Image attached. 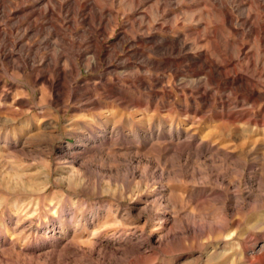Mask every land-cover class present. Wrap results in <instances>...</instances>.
Masks as SVG:
<instances>
[{"label": "rangeland", "instance_id": "obj_1", "mask_svg": "<svg viewBox=\"0 0 264 264\" xmlns=\"http://www.w3.org/2000/svg\"><path fill=\"white\" fill-rule=\"evenodd\" d=\"M79 1L82 6L92 0ZM93 1L96 10L107 13L104 35L74 23L73 13L59 12L55 26L63 40L54 36L41 43L54 27L37 21L42 31L23 41L36 51V65L57 61L66 69L68 79L57 94L44 81L35 82L30 72L15 69L14 58L0 56V81L14 90L0 102V264H214L210 251L216 241L227 237L237 246L244 228L264 218V126L236 123L216 105L194 103L189 91L176 88L179 79L168 70L136 66L149 56L160 58L148 51L151 44L143 48L126 38L137 30V11L150 12L142 31L153 23L154 2L136 9L133 0ZM172 1L179 4L167 20L181 24L182 31L206 32L222 21L213 0ZM225 1L233 12L239 3L241 10L259 11L255 0ZM29 2L2 0L13 12L41 7ZM21 4L27 6L15 7ZM108 8L114 13L108 15ZM83 13L87 16L88 10ZM0 15L1 37L13 40L35 19L11 30L15 16L4 17L2 8ZM223 28L219 42L237 55L238 45L228 47L226 40L238 36ZM254 37L243 41L264 59ZM121 38L126 39L122 44ZM62 46L96 48L102 61L93 65L90 54L49 58ZM143 50L144 57L134 55ZM108 55L112 65L127 60L133 67L123 77L117 73L118 80L106 70ZM242 63L247 67V60ZM139 70L153 86L129 82ZM156 75L164 80L156 83ZM109 88L117 94L103 92ZM169 89L174 94L163 96ZM218 94L217 101L226 100L229 91Z\"/></svg>", "mask_w": 264, "mask_h": 264}, {"label": "bare ground", "instance_id": "obj_2", "mask_svg": "<svg viewBox=\"0 0 264 264\" xmlns=\"http://www.w3.org/2000/svg\"><path fill=\"white\" fill-rule=\"evenodd\" d=\"M31 1L37 5H41V7L37 10L29 9L13 12L12 8L6 7V5L2 3V0H0L2 15L9 19L10 16H15V21L12 23L10 28L11 30L24 25L25 20L35 17L33 20L34 23H29L24 28L22 33L15 37L16 40L7 38L6 35L10 33V29L8 32H5L6 37L4 38L1 37L0 33V56L4 59L14 58L15 62H12L15 63L13 66L15 69L25 73L30 72L33 75L35 82L44 81L50 90L52 92H56L57 94L59 88L64 85L68 78L66 69L59 67L56 60H60L63 56L70 57L71 54L74 57L80 58L90 54L93 60V65H97L102 61V51L96 48L91 50H88V48H77L70 51L67 49L68 46L66 48L65 46H62V50L58 51L55 56H53V54H49V58L56 61L53 66H50V64L44 60L41 61L40 65H36V62H38L35 59L37 53L34 51L33 46L28 43H23L24 39L28 38L31 40L32 36L30 37V33H39L42 31V28H40V26L36 23L37 21H43L41 22V24H43L45 21L47 25L54 27V29L53 31L46 32L44 40L41 43L48 44L50 39L54 36L60 37L63 40V36L59 33L55 26V19H59V12L73 13L75 17H73L72 21L74 23L78 21L84 25H88V31L93 35L96 33L104 35L106 31L103 27H105L107 13L103 11L104 8L102 7H98V10H96L97 7L95 6L93 0H90V4L82 6H80L79 0H30V2ZM255 1L258 3L257 9H259V11L251 9L252 7L249 8L250 6L246 10H241L242 5L239 3L236 11L233 12L228 8L225 0H213V6L216 9L219 8L218 10L222 14V21L214 28H211V30H204L206 32H202L196 31L197 28L195 29L194 27H189L182 31L178 28L181 24L179 25L177 22L173 23L171 20H167V17L173 13L172 6L179 4L177 2L174 3L172 0H133V3L136 5V9H140L142 5L147 2H154L155 5L153 8L156 17L153 19V23H150L151 25L147 27V30L142 31L143 27L141 26V23L145 20V18L150 16V12L142 10L140 13L137 11V14H140V17H138L135 21L137 24V30L134 31V36L130 35L126 38H132L135 41L140 42L143 48H146V44H151L148 47V51L160 57L159 59H156L149 56L145 58L142 63L136 64V66L142 70L146 69L148 71L168 70L172 74V77H174L173 79H179V83L175 85L176 88H180L179 90L182 91H189L191 93V97H188V99L194 103H207L212 107V109L216 105L220 107L222 111H225L224 115L228 120L236 123L241 121L245 125L253 124L256 127L264 126V90H258V87L264 89V59L259 57L258 54V57H256V52L252 46L250 47L247 43L248 41H243L245 38L255 36L254 38L260 42L261 48L264 49V0ZM20 6H27V4L15 5L16 8ZM208 6L209 5H207V7ZM81 7H84L85 9L82 10ZM153 8L151 11H153ZM85 10H88L87 16L83 13ZM107 10L109 13L108 15L114 13L113 9L108 8ZM211 12H213V10ZM76 16L78 17L77 20ZM224 26L230 28L232 32L238 36V38L231 36L226 40L228 47H232L235 44L238 45L237 55H233L230 50L223 47L218 40L219 29H222ZM152 31H154L156 35H151ZM142 32L146 35H143ZM171 34H179L180 36L175 40H164L160 37L163 35L170 36ZM230 35L231 34L228 36ZM8 39L9 45L6 44ZM121 40L120 44H122L126 39L121 38ZM207 43L212 45L213 52L207 47ZM7 46L11 47L7 48ZM257 48H259V46ZM189 49L191 50L190 52L188 51ZM123 50H125V48ZM144 53L145 52L143 50L141 52H135L134 55L142 57ZM110 57L111 56L108 55V59H106V70H109V73L114 74L115 78L120 80L121 77H118L117 73L122 76L125 71L130 67H133V65L127 60L119 61L117 64L112 65L113 60L110 59ZM244 60H247L248 62L247 67H245L242 63ZM239 66L243 68H239ZM72 68H75L74 64H72ZM139 73L140 70L134 71L131 76L133 79L129 82L133 86H153L145 79V76L143 78L139 75ZM50 74L54 75V79L48 78ZM152 79L156 81V83H161V81L164 80L162 76L160 77L158 75ZM177 85H182V87ZM212 89H215L218 92L216 94L212 93ZM118 90L121 91L122 89ZM222 90L229 91V94L224 95L227 99L217 101L216 96H219L218 93ZM13 91V86L11 87L9 84H2L0 81V102L8 101L12 97ZM103 92H109L112 94L116 93L117 90L109 88L103 89ZM153 93L158 95L160 92L154 90ZM173 94V90L169 89L168 91L163 92L162 95L171 97ZM73 96H77L75 90L73 91ZM231 96H235L237 100L233 102L230 101L233 99ZM220 98L222 97L220 96ZM95 103L98 102H91V104ZM232 103L235 104L234 107H231ZM246 105L249 106L247 109H245V107L242 109L240 108V110H235V108L239 106ZM194 112L199 113L200 109L195 108ZM223 230L224 227L221 226V231ZM226 238L222 237L216 241L210 251V256L214 260V264H264V218H260L259 220L250 223L248 227L244 228L241 236H237V239L240 240L237 246L233 245V240Z\"/></svg>", "mask_w": 264, "mask_h": 264}]
</instances>
